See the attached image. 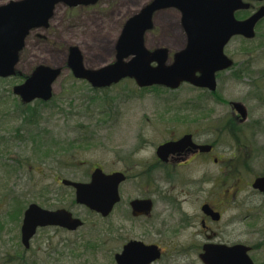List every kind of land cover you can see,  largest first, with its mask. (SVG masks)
<instances>
[{"label": "rangeland", "instance_id": "1", "mask_svg": "<svg viewBox=\"0 0 264 264\" xmlns=\"http://www.w3.org/2000/svg\"><path fill=\"white\" fill-rule=\"evenodd\" d=\"M149 1L100 0L89 11L58 6L50 27L34 31L27 39L17 68L21 75L0 79V264H117L120 235L163 233L175 237L172 229L177 217L158 218V211L148 221L124 220V204L136 196L138 180L122 185L124 203L107 218L76 204L74 190L61 180L88 183L96 167L112 173L140 165L168 135L173 138L186 131L189 109L199 106L206 111L193 118L206 117L207 140L216 143L203 170L207 199L221 205L230 201L219 227L254 247L249 255L256 264H264V195H256L251 187L256 177L264 175V27L253 41L235 38L230 43L227 53L235 67L219 78L215 94L188 84L177 90L140 89L130 80L94 90L67 68L69 50L74 46L82 51L88 69L112 64L125 21ZM170 13L146 33V48L174 52L181 47L177 44L183 37L179 18ZM39 66L64 67L53 86V99L23 104L13 94V87ZM232 102L247 107V121H233ZM30 106L33 116L26 119L24 113ZM214 121L222 127L227 124L223 133L211 131ZM245 143L247 147L241 146ZM235 152L239 156L234 158ZM174 176L188 177L184 170ZM192 176L195 180L199 175ZM31 204L71 211L84 226L75 232L40 229L26 250L21 226ZM234 218L237 223L229 225ZM152 223L151 231L148 225ZM190 233L179 236V243ZM187 256L166 253L159 264H197L195 258L187 261Z\"/></svg>", "mask_w": 264, "mask_h": 264}, {"label": "water", "instance_id": "2", "mask_svg": "<svg viewBox=\"0 0 264 264\" xmlns=\"http://www.w3.org/2000/svg\"><path fill=\"white\" fill-rule=\"evenodd\" d=\"M97 1L22 0L1 6L0 78L17 75L16 68L26 39L32 31L49 27L57 5L75 7L95 4ZM249 7L250 4L243 0H154L126 23L116 46L115 63L97 70L87 69L80 48L74 46L70 48L67 68L77 79L86 80L95 88L110 87L123 79L131 78L140 88L158 85L174 90L187 82L215 91V74L233 64L224 54L225 46L234 36L253 39L256 24L264 18L262 7L248 20L238 21L235 12ZM166 8L180 10L189 38L187 46L175 54L172 64H168V49L149 51L144 39L146 33L153 28L154 14ZM63 70L64 67L39 66L23 84L13 88V93L24 104L35 100L50 101L53 97V85ZM197 73L200 77H196ZM233 107L243 119L247 118V110L242 103H233ZM189 139L190 136H186L179 142H170L159 148L158 154L162 157L185 148L190 143ZM202 150L209 152L211 147H203ZM124 180L122 173L107 175L101 168H97L89 183L63 180V185L75 189L77 204L101 214L102 217H108L120 201L119 187ZM253 188L264 193V177L256 179ZM132 207L134 211L139 208L151 210L150 201H134ZM134 214L138 216L140 212ZM83 225L82 220L73 217L65 209L46 210L37 204H31L23 217L22 245L29 249L32 239L41 228L60 227L74 232ZM249 251L250 247L244 245L231 248L209 246L202 259L205 264H255L248 254ZM158 257V252L153 248L131 242L122 254L116 256V261L117 264H151Z\"/></svg>", "mask_w": 264, "mask_h": 264}, {"label": "flooded vegetation", "instance_id": "3", "mask_svg": "<svg viewBox=\"0 0 264 264\" xmlns=\"http://www.w3.org/2000/svg\"><path fill=\"white\" fill-rule=\"evenodd\" d=\"M3 1H5L4 3L6 4L14 2L13 0H0V4H4L2 3ZM151 1L152 0H150L149 2ZM99 2L96 5H98ZM262 5L263 4L259 2H251L250 8L247 11H244L245 13L242 15L243 17H239L238 14L236 15V17L239 20H245L250 16L255 15L260 10V7ZM62 6L74 10L86 9L88 11L95 7L80 5L75 8H70L65 5ZM171 11L177 13L178 15L179 26L182 32L181 34L183 36L177 43L181 44L180 48L176 49L174 52L169 49V56L172 59L174 58L175 53L184 49L189 42L188 35L181 21V12L176 8H167L161 10L159 12H156L153 18V22L155 28L156 23L159 22V20H162L161 17L165 13H170ZM53 18L51 19V21L53 20ZM262 27H264V18L260 20V22L256 25V36L253 40L258 38V36L260 35L259 29H261ZM230 43L225 48V53L228 56L229 54L227 53V49ZM233 65L235 67V61ZM229 71H222L216 74L217 90L218 88H220L219 78L222 75L227 74ZM196 77H200V74L197 73ZM217 90L215 93H217ZM203 91L209 92L208 90ZM189 111L191 116L185 119L188 126L186 128V131H184L180 136H175L173 138L169 137L168 135L167 138L163 140V142L159 143L155 147V153L147 161L141 163L140 165H136L135 167H126L125 171H120L125 176V180L122 185L130 182L133 179L138 180L140 184V189L134 192L136 196L133 199H130L127 203L125 202L124 204V220L141 222L148 221V218L150 219L155 217L156 213L159 211L160 215H158V218L162 216L167 218H178L176 220L178 221V223L175 222L176 226L172 229V234L175 237L166 236L163 233H156L155 236L153 233L152 235L150 233L134 234V236L131 237L120 235V254H122L128 244H130L131 242H138L143 246L151 247L155 250V252H158L159 257L151 264H159L160 261L163 260L166 253L174 252L188 255L186 257L187 261L194 260L195 258V260H197V262L195 263L205 264L202 259V255L206 253V249L209 246H226L231 248L237 245H246L251 248V252L254 249V247L238 241L236 234L235 237H233L232 235H230L229 231L222 230L221 227H219V225L222 224L224 213L226 212L224 210V207L227 208L230 201H227L222 205L215 204L212 199H207V193L205 189H203V186L206 185L205 176L203 175L206 168V162L207 159H209L215 152L216 143L207 140L205 125L206 117L201 114L198 118H193L196 114L199 115L201 112H205V107L199 106L198 108H191L189 109ZM232 115L233 121L236 122V124L237 122L243 123V121H241V119L238 117L235 110L232 111ZM247 115L249 119V112L247 113ZM216 122L217 121H214V123L211 124L215 126V129L211 131L213 133H223L227 127V124L223 123L224 127H222L220 123L215 124ZM186 136H190V143H188L185 148L179 149L176 152L169 153L168 155H164L162 157L158 155L157 150L160 146L169 142H177ZM207 146L212 148L208 153L202 150L203 147ZM237 146L239 147V145ZM241 146L247 147L248 145L245 143ZM238 153L239 152H235L233 157L235 158L239 156ZM214 161L218 162L219 160L217 158H214ZM182 170H184L188 175L186 180H182V178L179 176L177 178H175L174 176V173L180 172ZM195 173H197V176H199L194 177L195 180H191V178L193 177L192 174L194 175ZM122 185L120 187V207L124 203L123 200L125 196ZM255 194L264 195L256 190ZM134 201H150L151 210L148 211V209L144 210V208H139L137 211H134L132 207V203ZM134 212H136L137 214H139L140 212V215L137 216L134 214ZM236 223L237 219L234 218L230 220L229 225L234 226ZM153 225V223L148 225L151 228V231L154 227ZM164 227L168 226L165 225ZM188 231H190L191 233L187 235L188 237H186L179 243V236H182V234ZM191 255L194 257H192Z\"/></svg>", "mask_w": 264, "mask_h": 264}, {"label": "trees", "instance_id": "4", "mask_svg": "<svg viewBox=\"0 0 264 264\" xmlns=\"http://www.w3.org/2000/svg\"><path fill=\"white\" fill-rule=\"evenodd\" d=\"M27 110H28V111H26V112L24 113V117H25L26 119H27V117H30V116L32 117V116H33L32 112H31L33 109L31 108V106L28 107ZM21 211H22V209H21ZM15 212H17V211H15ZM11 214H12V213H11ZM21 215H22V213H21ZM21 215L19 214V216H21Z\"/></svg>", "mask_w": 264, "mask_h": 264}]
</instances>
